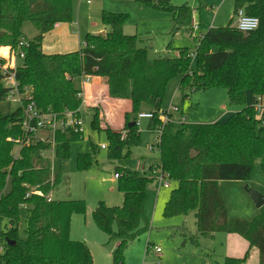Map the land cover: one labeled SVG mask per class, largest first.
<instances>
[{
	"label": "trees",
	"instance_id": "obj_1",
	"mask_svg": "<svg viewBox=\"0 0 264 264\" xmlns=\"http://www.w3.org/2000/svg\"><path fill=\"white\" fill-rule=\"evenodd\" d=\"M136 1L172 13L177 28L192 27L193 9L189 4ZM240 9L259 19L256 31L241 33L231 20L225 27L210 28L196 37V52L187 48L171 51L168 47L166 56L150 59L149 49L140 47L139 37L124 33L127 15L107 11L101 19L105 35L87 34L85 47L79 51L46 54L42 49L43 36L58 24L73 22V0H0V47L24 54L23 64L16 68L0 58V103L12 91L4 80L14 73L20 92L28 90L39 109L58 117L67 112L80 116L82 91L75 88L74 78L103 79L109 99L131 103L122 132L103 125L99 109L93 108L92 128L106 133L109 159L113 161L126 160L132 147L141 141L139 124L132 117L143 104L153 109L149 128L160 134L155 144L160 149L161 164L149 170L144 167L143 174L118 167L123 205L110 207L100 202L92 213L97 228L110 240L119 241L113 264H125L127 245L150 229L146 205L149 186L155 183L153 172L157 170L167 173L169 181L177 184L165 204V218L194 213L201 236L238 234L251 248L258 249L260 264H264V207L252 221L232 219L219 186L221 181L250 182L258 162L264 172V0H235V15ZM28 21L39 35L24 43L22 25ZM177 76L181 77L183 99L194 92L225 88L229 104L240 107V111L225 122L212 124H188L165 111L163 116L169 115L171 120L164 123L162 100L168 83ZM249 93L253 104H248ZM259 98L263 100L261 109L257 106ZM23 118V107L9 115L0 112V225L3 221L9 223L6 229L0 228V244L4 247L0 264H94L88 246L70 237L72 217L85 214L86 204L49 200L63 178L52 171L42 156L52 149L51 144L27 137L22 129ZM131 123L135 124L130 127ZM53 138L55 155L64 163L70 158V143L81 138V134L58 132ZM27 140L29 143H25ZM19 143L25 144L15 158L14 149ZM91 159L90 154H80L78 169H88ZM8 184L11 188L6 192ZM33 188L39 194L27 198ZM21 210L26 212L25 238L19 233ZM244 262L245 259L232 257L224 260V264Z\"/></svg>",
	"mask_w": 264,
	"mask_h": 264
},
{
	"label": "rangeland",
	"instance_id": "obj_2",
	"mask_svg": "<svg viewBox=\"0 0 264 264\" xmlns=\"http://www.w3.org/2000/svg\"><path fill=\"white\" fill-rule=\"evenodd\" d=\"M91 3L90 5L84 0H73V22L71 24L72 39L75 44L73 51H79L85 47L87 34L102 33L99 30L104 27L101 19L105 11L127 15L128 20L124 25V33L141 37L143 47L149 49L150 59L166 56L168 47L171 51L176 48H187L191 53L196 52L198 43L195 38H199L201 32L208 30V28L225 27L231 20H233V27L237 23L234 12L235 0H172V4L175 6L189 4L193 9L195 23L200 26L204 22L203 29L195 32H193V26L191 28H177L172 13L155 10L140 4L136 0H91ZM22 33L25 43L33 41L39 35L34 24L29 21L23 23ZM10 51L9 59L13 64L16 66L23 64L19 54L12 53L11 48ZM84 80L83 77H75L74 86L80 91L85 89V97L88 100L92 93V86L98 81L92 79L91 83L86 85ZM180 82L181 77L177 76L168 83L160 109L162 117L163 112L167 111L175 118H180L188 124H212L218 119L225 122L231 114L241 109L229 104L228 93L225 88L194 92L188 98L183 99L179 89ZM99 90H101L100 87L95 89L94 98L90 105L83 100L80 114L82 134L81 138L70 143L69 160L64 163L60 162L55 155V150L51 149L45 154L47 159L44 158L52 171L61 174L63 178L50 196L57 201L77 200L85 202L86 213L74 214L73 219H75L77 237L91 238V241L95 240L94 232L90 233L86 228L88 221L94 225L91 214L98 204L105 202L110 207L123 205L124 196L118 189V179L115 178L116 169L124 166L137 171L138 164L141 163L149 170L151 166L161 164L160 149L155 144L160 134L150 130V119H139L140 114L153 112L152 107L147 104H143L140 111L132 117V119L136 118L139 124L140 143L132 147L130 157L126 160L113 161L109 159V149L102 148L103 145L109 147L106 133H99L92 128L93 108L99 109L103 125H109L115 131L122 132L125 124L124 116L131 109V103L113 102L108 99L105 91L99 92ZM248 102L253 104L252 95L248 96ZM175 106L180 109L178 113L173 111ZM19 107V103L11 102V98H9L0 103V112L3 115H9L17 111ZM17 152H19V146L14 149L15 155ZM80 154L92 156L91 165L86 170L78 169ZM149 176L151 175L149 174ZM169 184V188L158 187L157 183L150 184L146 205L150 229L127 245L124 253L126 264H224L230 248L229 241H231L227 233H216L214 237L201 236L198 232L194 213L172 219L163 216L165 204L172 190L177 186L173 181H169ZM246 185L264 195V172L259 162L255 166L250 182L245 183L243 187L231 188L224 197V199L226 198L229 216L232 219L252 221L261 214V210L256 207L245 190ZM10 188V184H8L6 192ZM25 215L26 212L21 210L19 223L21 238L26 236ZM6 227H9V223L3 221L0 228L6 229ZM95 231L98 232V230ZM98 233L102 235L104 241L101 245L94 247L93 252H91L95 258V264H113V252L119 241L110 240L106 234ZM76 241L83 242L80 239ZM156 246L161 248V255L156 254L153 250V247ZM235 252L238 254L240 251L236 250Z\"/></svg>",
	"mask_w": 264,
	"mask_h": 264
},
{
	"label": "built area",
	"instance_id": "obj_3",
	"mask_svg": "<svg viewBox=\"0 0 264 264\" xmlns=\"http://www.w3.org/2000/svg\"><path fill=\"white\" fill-rule=\"evenodd\" d=\"M88 4H91V0H84ZM237 23L236 29L244 34L256 31L260 26V21L256 17H252L246 14L244 9H240L237 14ZM193 32L199 31L200 26L194 22L192 25ZM25 43V42H24ZM17 55V54H16ZM20 58L24 59V54L19 53ZM194 57V54L192 55ZM0 58L2 56L0 55ZM16 68V67H15ZM7 67H3V71L6 72ZM91 76L83 77L84 82L86 85H89L92 81ZM5 85L10 87L12 91L10 92L7 99L11 98V102L19 103L20 107H23L24 111V118L22 122V129L27 137H34L38 141L42 143H50L52 149L55 148V139L53 138L54 135L58 132L65 133L68 131H74L75 133L82 134V118L80 116H76V114L72 112L65 113L64 116H56L53 113L43 111L39 109L33 100V96L28 90H25L23 93L20 92L18 88V83L15 78V74L12 73L6 77L4 80ZM80 96L84 100L83 91ZM85 101V100H84ZM258 109H261L263 106V100L258 99ZM81 111V109H80ZM173 111L178 113L180 111L179 107L175 106ZM81 114V112H80ZM153 112L148 114H140L139 119H153ZM171 120L169 115L163 116L164 123H167ZM122 138L124 139L126 133L122 134ZM25 143H29L27 140ZM25 143H19V152L15 156V158L19 157L21 149L24 147ZM103 149H107V146L103 145ZM45 152L42 153L44 157ZM137 171L144 172V166L141 163L138 164ZM153 177L155 178V183H157L158 187L169 188V175L167 173L162 172L161 170H157L153 172ZM115 178L118 179L119 175L116 174ZM32 194H39V192L33 188L31 191L26 195L29 198ZM49 200L51 198L49 197ZM153 250L156 254L161 255L162 250L160 247H153ZM4 253V247L0 244V254Z\"/></svg>",
	"mask_w": 264,
	"mask_h": 264
},
{
	"label": "crops",
	"instance_id": "obj_4",
	"mask_svg": "<svg viewBox=\"0 0 264 264\" xmlns=\"http://www.w3.org/2000/svg\"><path fill=\"white\" fill-rule=\"evenodd\" d=\"M193 21H194V19H193ZM203 23L204 22H202L200 24L201 28L199 29V31H201V29H203ZM71 24L72 23H70V24H68V23L58 24V25H56V27H55V29L53 31H51L48 34H45L43 36L42 49H43L44 53H46V54L68 53V52L73 51V49H75V44H74L73 39H72L73 38L72 37L73 34H72V30H71ZM206 31L201 32V34L205 33ZM99 32H106L105 27H103V29H100ZM139 39H140V47H143V39L141 37H139ZM143 48H146V47H143ZM10 52H11L10 48H8V47H0V55L2 56V58H5L6 61L8 60L7 65L12 67V68H15L17 66L14 65L13 62L9 59L10 58L9 57ZM167 53H169V52L167 51ZM175 55H177V53H175ZM92 79H95L98 82L95 83L94 86H92V93H91V96H90V98L88 100H86V97H85L86 96L85 89L82 90L83 91L84 100L89 105L93 101L95 89L100 87L101 90H99V92H101V91L104 92L105 91L107 93V85L104 83L103 79L98 78V77H93ZM101 85H102V88H101ZM249 95H252V94L249 93L248 96ZM109 100H112L113 102L130 104V101H120V100H115V99H109ZM248 104H251V102L250 103L248 102ZM172 117L175 120H180V118H175L173 115H172ZM222 121L224 122V120H219V119L216 120V122H222ZM216 122H213V123H216ZM51 150H53V149H51ZM47 152L48 151H46L45 154ZM44 158L47 159L46 155H44ZM244 185H245V182H241V181H221L219 183L222 195H224L223 198L226 197V193H228V191L231 188H236V186L243 187ZM232 186H234V187H232ZM245 190H246V187H245ZM50 198L53 199L51 196H50ZM225 200H226V198L224 199V201ZM225 204H226V207H227V202L226 201H225ZM227 210H228V208H227ZM228 215H229V213H228ZM237 217H239V216H237ZM91 218H92V214H91ZM74 222H75V219H73V217H72L71 230H70L71 239L74 240V241H76L77 239L83 240V243H85L88 246V248L90 249V251L93 252L94 247H97V246L101 245L102 241H104V240H102V235H100L98 233V232H101V231L95 225V223L93 221V218H92V222H93L94 225H92V223L91 222L89 223V221H88L87 228H86V224H85V228L90 233H92V231L94 232V237H95L94 241H91V238H88V235H87L88 239H86V238H78L77 237V233L75 231ZM95 230H98V232L95 231ZM101 233H103V232H101ZM74 235H75V238H74ZM228 236H229V238L231 240V241H229L230 242V248H229V251H228V254H227L228 257L237 258V259H245V262L243 264H260V254H259L258 249L251 248L250 244L243 237H241L238 234H228ZM94 244H97V245H94ZM118 245H119V243H118ZM236 250L240 251V252L237 254L235 252ZM93 259H94V264H95V258H93ZM125 264H126V260H125Z\"/></svg>",
	"mask_w": 264,
	"mask_h": 264
},
{
	"label": "water",
	"instance_id": "obj_5",
	"mask_svg": "<svg viewBox=\"0 0 264 264\" xmlns=\"http://www.w3.org/2000/svg\"><path fill=\"white\" fill-rule=\"evenodd\" d=\"M100 34L105 35V32H102ZM134 124L135 123H131L129 126L131 127ZM246 191L258 209H261L262 207H264V195L261 192L251 188L249 185H246ZM11 245H14V243Z\"/></svg>",
	"mask_w": 264,
	"mask_h": 264
}]
</instances>
